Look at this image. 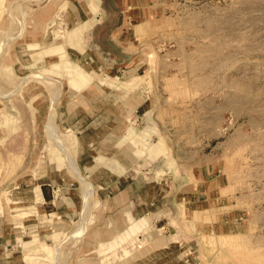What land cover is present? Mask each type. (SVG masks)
Here are the masks:
<instances>
[{
    "label": "rangeland",
    "instance_id": "rangeland-1",
    "mask_svg": "<svg viewBox=\"0 0 264 264\" xmlns=\"http://www.w3.org/2000/svg\"><path fill=\"white\" fill-rule=\"evenodd\" d=\"M47 1L66 0H0V264H264V0H144L136 47L146 55L136 58L149 71L120 79L80 64L82 43L64 21L68 3L40 45H24L32 14ZM89 85L98 92L84 91ZM139 97H151L164 128L145 142L173 146L183 165L191 155L217 163L222 196L194 205L185 221L192 228L178 233L183 250L157 249L150 223L106 253L94 229L116 215H101L94 172L81 164L93 163L94 143L121 128L132 113L127 102L137 106ZM149 173L139 174L140 188ZM44 183L51 203L34 191Z\"/></svg>",
    "mask_w": 264,
    "mask_h": 264
},
{
    "label": "crops",
    "instance_id": "crops-1",
    "mask_svg": "<svg viewBox=\"0 0 264 264\" xmlns=\"http://www.w3.org/2000/svg\"><path fill=\"white\" fill-rule=\"evenodd\" d=\"M143 2L145 1L66 0L60 3L47 1L32 14L30 24L23 35L24 45L27 47L40 45L48 34L56 13L62 5L65 7L68 3L64 10V21L72 27V33L78 34L73 37L78 38L79 44L82 43L81 51H76L77 58L80 64L88 66L90 74L104 73L117 79L126 75L134 77L144 75L149 71L148 66L142 61L138 62L136 58L139 56L141 59L140 56L146 55L140 47H136V42L144 37L147 24V13ZM49 57L52 56L48 55L46 58ZM91 87L92 85L85 87L84 91L94 89L98 92L95 87ZM102 97V95L96 96L93 103H100ZM136 97L132 96L130 100H136ZM78 100L84 103V100L88 99L80 95ZM130 100L127 102L128 111L131 110L132 113L125 114L121 128L110 129L105 139L101 138L100 142L94 143L96 152L94 156H90L93 160L91 165L87 166L84 162L81 164L87 174L94 172L96 192L101 195L98 197L102 205L101 215L103 212L111 213L112 217L116 215V220L109 217L103 226L96 223L95 242H99L105 252L114 250L128 237L138 236L139 233L144 232L151 223L152 228L160 233L156 240L157 249L167 250L174 247L183 250L188 245H184L187 243L180 240V235L190 227L185 222L187 217L194 215L193 207L196 203L219 198L218 192L221 190L224 171L218 170L217 163L214 162L198 164V155L197 157L191 155L188 161L185 160L187 164L183 165V159L176 154L173 146L167 145L168 143L159 141L155 143L156 139L153 141L155 144L146 143L147 136L153 139L162 135L164 129L162 119L156 114V104L152 102L151 97L142 98L137 106L132 105ZM134 111L138 114V128L132 123ZM66 113L68 111L64 112V116H67ZM149 124L154 126L146 127ZM136 136L145 139L136 141ZM101 163L108 165H100ZM68 165L71 167L69 163ZM148 168L151 178H145L146 181L140 188L139 174L143 169ZM131 170L136 173L135 178L128 179L126 174ZM78 178L84 183L82 175ZM44 185L50 187V184L44 183L37 185L34 191L41 202L51 203L48 200L53 197L51 189L46 188L44 191L42 188ZM63 190L67 192L68 188L64 187ZM65 192L62 198L69 200L70 193ZM55 209L47 215L55 214ZM65 209L63 208L61 213ZM200 213L198 212V215ZM103 234H107L110 238L103 239ZM111 246L115 248H110ZM191 249L190 253L193 252Z\"/></svg>",
    "mask_w": 264,
    "mask_h": 264
},
{
    "label": "bare ground",
    "instance_id": "bare-ground-1",
    "mask_svg": "<svg viewBox=\"0 0 264 264\" xmlns=\"http://www.w3.org/2000/svg\"><path fill=\"white\" fill-rule=\"evenodd\" d=\"M52 120V119H51ZM53 127V126H52ZM57 126H54L53 127V132H56L57 133V131H55V129H57L56 128ZM58 134V133H57ZM56 141H57V139H56V134L55 133H53V136H52ZM52 138V139H53ZM63 150H64V152H66V150H65V148H63ZM68 160H70V158L68 157ZM72 167H73V169H74V172H76V174H77V176L78 177H81V175H80V172H79V170H78V167L76 166V164L74 163V162H72ZM84 189H85V196H86V200L89 198V196L91 195V189H90V187L88 186V185H86L85 187H84ZM91 198V197H90ZM82 227V226H81ZM76 233V232H75ZM77 234L78 235H80V232H77ZM74 235V234H73Z\"/></svg>",
    "mask_w": 264,
    "mask_h": 264
},
{
    "label": "trees",
    "instance_id": "trees-1",
    "mask_svg": "<svg viewBox=\"0 0 264 264\" xmlns=\"http://www.w3.org/2000/svg\"><path fill=\"white\" fill-rule=\"evenodd\" d=\"M42 188H43V190L45 191V189H46L45 186H43ZM48 200H51V199H48Z\"/></svg>",
    "mask_w": 264,
    "mask_h": 264
}]
</instances>
